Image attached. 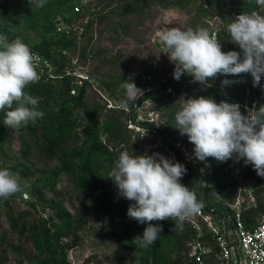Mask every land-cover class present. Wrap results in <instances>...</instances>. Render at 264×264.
<instances>
[{
    "label": "rangeland",
    "instance_id": "1",
    "mask_svg": "<svg viewBox=\"0 0 264 264\" xmlns=\"http://www.w3.org/2000/svg\"><path fill=\"white\" fill-rule=\"evenodd\" d=\"M64 1L42 0L40 6L41 0H0V34L9 41L19 36L32 49L41 42L44 28L51 23L49 34L56 39H72L69 47H52L59 60L52 61L53 72L61 76L48 81L52 82L59 105L72 111L76 120L78 137L70 148L84 143L90 128H96L99 139L116 156L127 150L137 155L159 153L180 162L178 149L184 162L201 163L195 158L194 145L187 136L181 135L175 125L165 124L182 107L183 99L201 96L214 99L215 80L204 85L192 78L179 89L168 84L174 78L175 65L157 33L171 27H203L217 35L222 51H240L227 31L228 24L240 13L264 15V5L259 3L258 9H245L243 5L249 0H224L226 8L221 10L208 8L204 0H180L183 6L173 5L176 0ZM76 5L80 6L79 11L75 10ZM134 6L141 9L127 11ZM66 70L76 71V75L88 74L91 82L80 86L77 76L72 74L70 93L66 94L68 83L62 76ZM146 75H151L152 81H147ZM219 78L227 79L228 85L231 83L230 76ZM125 80H131L143 93L128 111L118 107L125 98L121 87ZM82 90L84 96L80 98ZM168 94V101L161 98ZM5 116L4 112L3 122ZM31 126L29 123L14 133L5 125L6 140L0 144V168L19 173L25 185L8 202L0 199V264H37L39 250L28 228L33 224L41 227L45 221L64 224L63 210L73 222L71 233L62 240L75 238L80 217L86 221L78 228L75 246L65 250L70 264H153L151 258L144 262L142 252H130L117 243L113 227L116 224L123 230V225L114 223L102 208L94 187L80 188L74 177L63 171L58 156H47L39 150L36 140L42 129L36 123L38 135H35ZM24 139L30 144L28 156L22 148ZM201 173V183L210 189V169L201 166ZM241 174L247 194L253 195L251 203L256 204V193L264 198V177L258 182L257 173L249 172L247 167ZM211 196L219 202L214 193ZM248 196L249 202L252 201ZM203 199L201 194L200 202ZM212 218L218 229L230 221L226 215L225 224L222 223L215 212ZM203 227L205 232L209 231L205 229L206 222ZM165 238L163 234L158 238L165 258L174 262L180 255L186 257L185 248H189L192 238L185 241L183 250ZM208 263L219 264V260L213 257Z\"/></svg>",
    "mask_w": 264,
    "mask_h": 264
},
{
    "label": "clouds",
    "instance_id": "2",
    "mask_svg": "<svg viewBox=\"0 0 264 264\" xmlns=\"http://www.w3.org/2000/svg\"><path fill=\"white\" fill-rule=\"evenodd\" d=\"M258 2L264 5V0ZM227 31L240 51H222L220 40L203 27H171L158 32L159 42L175 65L174 79L187 74L193 82L207 85L217 76L247 74L253 87L260 86L264 78V15L240 13L232 18ZM39 60L19 36L9 41L0 34V111L6 113L4 124L14 133L29 123L34 126L44 116L39 98L26 91L40 80ZM121 87L125 98L118 107L128 111L143 93L131 80H125ZM245 111L242 114L238 103H217L203 96L187 98L175 113V128L194 145L199 161L214 158L225 162L235 157L264 177V104H254ZM186 171L182 163L159 153L137 155L124 150L114 161L109 179L118 196L131 202L128 218L148 225L142 237L133 240L140 247L146 248L160 237L162 227L153 222L169 220L174 222L173 229H180L185 220L201 211L203 204L195 192L181 183ZM24 187L19 173L0 168V199L7 200Z\"/></svg>",
    "mask_w": 264,
    "mask_h": 264
},
{
    "label": "trees",
    "instance_id": "3",
    "mask_svg": "<svg viewBox=\"0 0 264 264\" xmlns=\"http://www.w3.org/2000/svg\"><path fill=\"white\" fill-rule=\"evenodd\" d=\"M65 0L64 2H66ZM183 1V0H181ZM208 8L220 7L221 10L226 8V2L224 0H204ZM176 6H183L180 0H176L172 3ZM245 9H258V0H249L243 5ZM141 7H128L127 11H137ZM51 24V23H49ZM47 25L42 34L41 42L31 50L39 51L45 54L48 58L53 61L59 62L52 53L53 46H64L69 47L72 44V39L58 38L56 39L49 34L51 25ZM63 69V67H61ZM246 75L247 80H251L250 75ZM229 77V76H228ZM66 79L68 86L66 88V94L70 93V82L72 81L71 75H63ZM231 83L228 85H222V78L209 79L215 80L213 86L215 102L220 103L226 101L228 98L234 96L236 99H243L245 92L246 80L241 79L238 76H230ZM192 79L191 76L183 74L179 80L172 79L168 84H172L175 88H180ZM150 81L149 79H146ZM52 82L40 79L38 82L29 85L26 88L31 95L39 98V110L44 112L42 119H38L36 123L39 124L42 129L41 135L39 136L35 127L32 125L31 128L38 135L37 145L39 150L47 156H58L63 171L71 174L77 185L80 188L94 187L98 193V198L102 208L109 214L110 218L114 223L123 225V230H120L115 224L113 227V234L117 243L124 249L133 252L135 250L143 253L144 262H151L153 264H197L192 258L189 257L186 249V257L179 256L174 262H170L163 254V247L159 239L156 242L146 248L140 247L135 242L134 238L143 235L144 229L148 226L147 224H139L135 220L129 219L127 216V209L130 201L127 202L124 198L118 196L117 189L114 183L109 179V172L114 166V161L118 158L109 148V146L99 139L96 132V128H90L87 139L79 146L70 148L73 144V140L78 137L76 131L77 124L74 119V114L67 107L60 106L58 100L51 87ZM87 81L85 82V84ZM84 96L82 90L80 98ZM162 99L169 100L170 94L161 96ZM15 106V105H14ZM58 109V111H57ZM7 110V109H6ZM4 111H0V144L6 140L7 130L3 122ZM175 115L165 124L166 127H172L175 125ZM21 131V128L18 130ZM23 151L26 156L30 153V144L27 140H23ZM177 157L180 162L186 167V174L183 176L181 183L188 186L190 190L195 192L198 201L201 194L204 195L203 207L204 210L210 208L215 209V214L218 216H230L234 215V210L230 207L229 203H232L235 199L237 192V182L233 179V171L231 168L230 159L221 162L214 158H208L201 163H190L184 162L182 153L176 149ZM201 166H205L208 170L210 169V189L204 187L201 183ZM249 172L255 173V170L251 165H247ZM258 182H261V177L258 176ZM38 191L41 190L39 185ZM219 198V202H216L212 198V193ZM257 203L255 205L246 207L242 210L243 220L247 228H252L262 213H264V198L260 196V193H256ZM10 198V197H9ZM2 200L3 202H8ZM63 214L66 215L64 224H49L47 221L43 223L41 227L36 224L31 225L28 231L31 232V238L34 240L39 255L36 256L35 261L37 264H70L66 257V248L73 247L79 237L77 234L78 228L85 225L86 221L79 218L80 223L75 229V238L73 240H62L67 238L72 231L73 218L66 210H63ZM17 220L14 219V222ZM158 223L162 227V232L165 239L173 241L181 250L184 249L183 245L185 241L194 237L195 229L193 225L185 220L183 227L180 229H173L174 222L165 220ZM229 226L233 227V222L230 220ZM206 232L207 238L212 240V243L216 241L211 237L210 229ZM27 230V229H26ZM25 230V232H26ZM188 232V233H186ZM211 258L207 259L210 261ZM209 264V263H208Z\"/></svg>",
    "mask_w": 264,
    "mask_h": 264
},
{
    "label": "built area",
    "instance_id": "4",
    "mask_svg": "<svg viewBox=\"0 0 264 264\" xmlns=\"http://www.w3.org/2000/svg\"><path fill=\"white\" fill-rule=\"evenodd\" d=\"M75 10L79 11L80 6L76 5ZM217 37V35L215 34ZM38 54L40 60L38 62V72L40 79L49 81L57 78V75L53 72L54 63L45 54L32 50ZM64 70V69H60ZM78 71V70H77ZM75 76L76 71L66 70L63 75ZM73 74V75H72ZM62 75V76H63ZM76 82L80 86H83L85 82H91L88 74L76 75ZM222 76V75H221ZM221 76H217L219 78ZM241 79L246 80L245 92L243 99H236L233 97L228 98V103H238L241 106L242 114H246L245 109L252 107L254 104L259 106L264 104V78L261 79L260 86L253 87L252 79L247 80L246 75L239 76ZM145 79L152 81L151 75H146ZM76 89H72L75 92ZM231 168L233 171L232 180L237 182V192L235 199L232 203H229L230 207L234 210V215L230 217L233 222V227L229 226V222L225 224V218L220 217V221L225 225L218 229L214 225L213 215L214 208L201 211L187 220L193 225L195 234L189 243L188 255L197 264H208L207 259L216 257L219 260V264H264V213L252 228H247L242 216V210L246 207L252 206L253 195L247 194L246 187L242 178V171L246 169L243 161L237 162L235 157L230 159ZM252 201L249 202V196ZM206 222L208 229H210L211 237L216 241L218 248L212 240L207 238L204 231L203 223ZM228 227V229H227ZM107 264V263H103Z\"/></svg>",
    "mask_w": 264,
    "mask_h": 264
}]
</instances>
